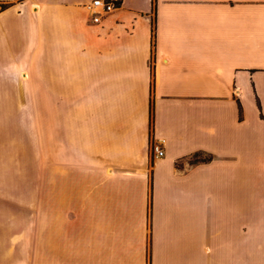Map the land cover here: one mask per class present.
Instances as JSON below:
<instances>
[{"label":"crops","instance_id":"1","mask_svg":"<svg viewBox=\"0 0 264 264\" xmlns=\"http://www.w3.org/2000/svg\"><path fill=\"white\" fill-rule=\"evenodd\" d=\"M92 1L0 0V102L39 116L0 264H264V0Z\"/></svg>","mask_w":264,"mask_h":264},{"label":"rangeland","instance_id":"2","mask_svg":"<svg viewBox=\"0 0 264 264\" xmlns=\"http://www.w3.org/2000/svg\"><path fill=\"white\" fill-rule=\"evenodd\" d=\"M13 104L16 115L8 116L11 109L0 102V204H24L26 198L27 203L38 205L39 116L31 110L21 111L31 109L28 102ZM32 108L38 114V100L32 102Z\"/></svg>","mask_w":264,"mask_h":264},{"label":"built area","instance_id":"3","mask_svg":"<svg viewBox=\"0 0 264 264\" xmlns=\"http://www.w3.org/2000/svg\"><path fill=\"white\" fill-rule=\"evenodd\" d=\"M117 7L116 0H93L85 6L86 11L92 16V20L99 23L102 18L111 13ZM151 151L154 156L161 157L165 154L163 144L153 141Z\"/></svg>","mask_w":264,"mask_h":264},{"label":"trees","instance_id":"4","mask_svg":"<svg viewBox=\"0 0 264 264\" xmlns=\"http://www.w3.org/2000/svg\"><path fill=\"white\" fill-rule=\"evenodd\" d=\"M0 3L2 4V7L0 9V12L3 11V10H5V9H7L8 7L11 6L10 3H5V2H0ZM120 3H121V0H117L116 1V4L117 5H119ZM208 159H209V157L202 158V160H208Z\"/></svg>","mask_w":264,"mask_h":264}]
</instances>
